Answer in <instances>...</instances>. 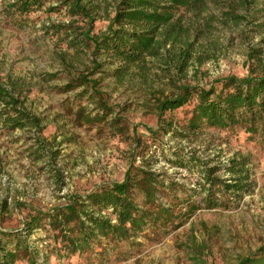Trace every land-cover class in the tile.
I'll return each instance as SVG.
<instances>
[{
	"label": "rangeland",
	"instance_id": "obj_1",
	"mask_svg": "<svg viewBox=\"0 0 264 264\" xmlns=\"http://www.w3.org/2000/svg\"><path fill=\"white\" fill-rule=\"evenodd\" d=\"M12 1L0 0V83L12 82L21 88L26 108L42 119L44 129L37 135L22 131L6 135L0 129V231L21 230L29 213L63 205L70 195L121 182L131 163L139 167L146 161L164 180L195 189L196 169L179 168L164 160L174 153L194 156L224 181L231 178L227 172L231 162L243 160L250 189L226 210L200 207L181 227L169 229L160 239H137L134 246L116 247L100 239V246L94 244L90 251L62 264H238L264 247V138L212 128H203L194 138H149L146 128L157 126L156 99L172 90L157 64L146 59L144 79L128 75L118 81L111 72L120 64H106L103 57H94L91 44L69 46L70 39L84 32L80 28L88 27L85 19L70 18L62 10L48 12L58 6L51 0L21 18L25 20L18 25L4 12ZM118 1H96L99 10L92 35L105 30L107 16L112 17ZM226 12L238 20H228L223 15ZM189 17L184 15L186 22ZM202 17L213 20L206 29L203 20L194 24L192 51L205 59L198 69L195 65L186 68L183 83L207 89L220 78H244L250 69L257 74L258 60L264 66V0H215ZM59 26L65 28L56 33L54 28ZM93 59L102 65L97 71ZM89 74L105 104L128 124V136L132 131L139 136L140 147L134 149L124 137H111L105 124L77 126L73 113H66L67 105H79L72 98L82 89L61 90L71 79ZM81 104L95 108L86 99ZM191 110L189 104L164 117L181 131ZM38 148L55 152L54 159L33 160L31 152ZM30 240L49 252L40 245L45 240L42 230H34ZM48 264H57L54 256Z\"/></svg>",
	"mask_w": 264,
	"mask_h": 264
},
{
	"label": "trees",
	"instance_id": "obj_2",
	"mask_svg": "<svg viewBox=\"0 0 264 264\" xmlns=\"http://www.w3.org/2000/svg\"><path fill=\"white\" fill-rule=\"evenodd\" d=\"M49 1L13 0L5 6L4 12L21 25L25 20L21 18ZM54 1L58 6L48 8V12L65 11L70 18L85 19L88 26L80 28L85 29L84 32L70 39L69 46L91 44L94 57H103L106 64H120L111 72L118 81L128 75L144 79L146 59L155 62L168 79L172 90L162 99H156L157 126L155 130L146 128L149 138L159 135L194 138L203 128L240 130L250 138H264V66L259 60V72L256 74L250 69L244 78H220L207 89L183 83L186 68L195 65L198 69L205 59L193 54L196 40L193 26L203 20V27H209L213 18L206 20L202 15L215 0H119L112 17L107 16L105 30L96 35H92L91 30L94 15L99 10L97 0ZM185 14L190 15L187 22ZM223 15L233 22L239 18L228 12ZM64 28L59 26L54 31L58 33ZM93 62L94 71L102 67L95 59ZM91 75L71 79L61 90L67 93L82 89L72 98L80 101L79 105H67L66 113H73L77 126L105 124L111 137H124L132 142L134 149L140 147L139 136L133 131L131 138L128 136V124L105 104L104 96L95 90L96 82L88 78ZM85 99L89 104L95 103V108L82 106L81 101ZM25 102L26 94L17 84L0 83V129L4 134L22 131L37 135L44 129L42 119L32 114ZM189 104H192L190 117L181 131L173 129L165 114ZM31 155L35 161L53 160L56 153L38 148ZM164 160L179 168L196 169L199 174L196 188L164 180L161 174L150 170L146 161L139 167L131 163L121 182L70 195L63 205L29 213L21 230L0 231V264H48L51 256L57 264H62L90 251L94 244L100 246V239L115 247L119 244L134 246L137 239L157 240L166 236L169 229L181 227L200 207L226 210L232 201L240 199L250 189V177L243 160L231 162L227 168L231 177L228 181L213 176L215 169L207 168L194 156L172 153L164 156ZM196 197L198 201L193 200ZM37 229L45 233L40 245L48 247V253L38 249V241L30 240ZM238 264H264V247Z\"/></svg>",
	"mask_w": 264,
	"mask_h": 264
}]
</instances>
